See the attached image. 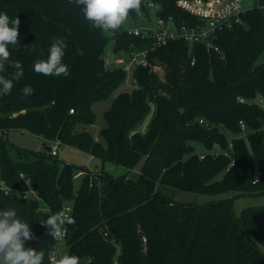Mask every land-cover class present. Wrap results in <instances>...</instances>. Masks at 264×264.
Here are the masks:
<instances>
[{"label":"trees","instance_id":"1","mask_svg":"<svg viewBox=\"0 0 264 264\" xmlns=\"http://www.w3.org/2000/svg\"><path fill=\"white\" fill-rule=\"evenodd\" d=\"M147 2L160 5V14L177 22H199L176 0H141L128 19L147 12ZM0 12L20 20L21 46L9 50L10 61H20L24 69L11 94L0 97V172L14 190L7 195L0 189V210L15 208L29 223L36 239L26 247L44 252L42 264H49L56 242L40 220L64 203L72 204L76 221L67 226L66 252L80 262L264 264V205L245 206L239 214L233 210L237 197L264 196V109L252 102L264 98V58L258 61L264 53V9H247L242 23L218 31L219 51L172 41L151 52L149 66L134 68L132 88L119 91L104 111L106 125L97 137L77 127L94 123L92 105L109 98L127 76L122 67L105 65L108 44L119 53L146 41L128 34L125 23L114 35L93 29L81 7L69 0H0ZM53 37L66 41L67 76L32 70L36 60L47 59ZM14 71L7 67L0 75L12 79ZM26 85L34 89L28 97L22 94ZM239 120L247 125V141L232 140V166L227 169L230 158L223 154L199 158L198 147L209 150L219 143L226 149L229 138L222 128L235 135ZM18 130L42 137L46 145L60 133V144L87 152L100 165L89 169L45 149L14 146L7 134ZM140 162L138 174L131 176ZM105 163L125 172L114 174ZM21 174L38 199L19 197L29 187ZM179 191L207 199L179 202L174 198Z\"/></svg>","mask_w":264,"mask_h":264},{"label":"clouds","instance_id":"2","mask_svg":"<svg viewBox=\"0 0 264 264\" xmlns=\"http://www.w3.org/2000/svg\"><path fill=\"white\" fill-rule=\"evenodd\" d=\"M69 3L81 7L85 19L93 29L102 32L111 30L113 35L127 20L129 12L138 11L141 7V0H69ZM19 25L18 17L10 18L6 12H0V73L6 71L7 67L15 70L12 79L0 75V97L10 95L14 81H19L24 75L22 63L18 60L10 61L9 46H21L18 39ZM66 47L63 38L53 37L47 59L36 60L32 70L46 77L67 76L69 66L63 62ZM33 93L34 89L30 85L22 89L24 97ZM24 198L27 199V192L24 193ZM40 221L42 226L47 228V234L54 239L66 236L67 226L76 223L75 219L63 210ZM35 238L29 223L18 216L15 208L0 210V264H42L44 252L26 247L27 242ZM57 264H80V258L65 254Z\"/></svg>","mask_w":264,"mask_h":264},{"label":"built area","instance_id":"3","mask_svg":"<svg viewBox=\"0 0 264 264\" xmlns=\"http://www.w3.org/2000/svg\"><path fill=\"white\" fill-rule=\"evenodd\" d=\"M176 5L187 14L195 17L199 22L192 24L189 22H177L172 15H161V6L154 2H147V12L140 11L137 18L142 17L146 22L143 25H136L133 27L125 26L128 34L141 38L146 41V45L139 49H132L131 51H120L122 54L111 52L112 54L104 57L105 65L108 67L120 66L127 73L132 74L135 67H147L149 66L148 55L161 46L166 45L172 41H184L189 46L193 44H204L207 49H213L219 51L218 46L214 43V38L218 31L223 29H230L234 25L242 23L241 15L245 11L243 8L242 0H176ZM150 13L153 14V19L150 18ZM137 18L133 20L137 24ZM126 56V57H125ZM195 61V57H192L191 64ZM135 79L132 77V83L135 84ZM240 103L247 102L244 98L238 97ZM261 108L264 109V98L260 97L252 101ZM72 113L73 109H69ZM200 124L208 125L203 119H199ZM240 131L230 136L228 147L223 149L219 143H215L209 150L201 149L199 158H203L206 154L217 156L223 154L230 158L227 169L234 164V158L232 156V140L236 138H243L247 141L248 129L243 120H239ZM50 146V150L47 151L52 156H57L60 142L56 139ZM259 171L256 170V175L253 179V183L258 181ZM25 179L28 184V189L19 192V197L23 200L38 199L36 191L30 185V180ZM0 189L4 194H12L13 188H11L4 179L1 177L0 172ZM27 192V199L24 198V193ZM61 210L65 211L68 215H71L73 207L71 203H64ZM60 210V211H61ZM35 234L34 230L30 228ZM36 237V234H35ZM52 237V236H51ZM53 238V237H52ZM64 237L53 238L55 244L52 247L49 254V264H57L58 260L65 254L66 251L62 250L60 242L64 241ZM36 239V238H35ZM33 239V240H35ZM143 243L146 242V238H142ZM32 241V240H31ZM30 242V241H28ZM67 250V249H66ZM80 264H91V259L87 258L80 262ZM115 264H118L115 261Z\"/></svg>","mask_w":264,"mask_h":264},{"label":"rangeland","instance_id":"4","mask_svg":"<svg viewBox=\"0 0 264 264\" xmlns=\"http://www.w3.org/2000/svg\"><path fill=\"white\" fill-rule=\"evenodd\" d=\"M242 2H243V8L244 9H250V8H246L247 5H246V2H244V0H242ZM261 9H264V8H261ZM149 19H151V20L153 19L152 13H150ZM145 22L146 21L142 17H139V18H137V24H135L133 21L129 20L128 18L124 23L127 26L133 27L136 25H138V26L143 25ZM112 46H113V43L110 42L107 46L106 53L104 54L105 58L112 54L111 53L112 52ZM121 54L122 53L120 52L118 55H121ZM263 58H264V53L260 56L258 61L263 60ZM110 66H113V65H110ZM133 85L134 84L132 83V74L130 72H128L124 84L119 86V88L116 91H114L109 98L97 101L92 105V109L95 113L94 123L90 124V125H86V126L79 125L77 128L80 130L85 129L88 132H90L94 137H97L100 128H102L106 125V121H105L104 116H103L104 111L110 107L113 98L117 95V93L119 91L130 90ZM152 108H151L150 112L148 113V115H146L145 119L143 120V123L141 124V127L139 128L140 130H143L146 127V125L148 124L149 119L151 117ZM222 131L227 136H230V133L226 129L222 128ZM8 133H9V134H7L8 139L10 140V142L13 143L14 146L30 149V150H33L36 152L44 150L43 143L45 141L40 136H36V135H33L29 132H25L22 130L11 131ZM52 144H53L52 142L48 143L49 146H51ZM199 150H201V149L198 147V151ZM57 157L68 162V163H72V164H75L78 166H86L89 169H94L97 165H100V161L97 158L91 157L87 152L79 150V149L74 148V147H71L69 145H64V144L59 145ZM141 164L142 163L140 162L137 165V167L132 170L131 176L135 177L138 174ZM104 168L106 170L114 173V174H120L119 172H123V171L125 172L124 168L119 167V166L118 167L113 166L109 163H105ZM77 176H78V174L74 176L76 185L78 184L79 179H80ZM221 176H222V173H220L218 175V177H221ZM174 198H175V200H177L179 202H203L207 199L206 196H204V195H199V194H196L193 192H186V191L177 192L174 195ZM249 205H264V196H260V197H237L233 203V210L236 214H239L242 208H244L245 206H249ZM60 246L62 247L63 251H66L67 246L65 245L64 241L60 242Z\"/></svg>","mask_w":264,"mask_h":264},{"label":"crops","instance_id":"5","mask_svg":"<svg viewBox=\"0 0 264 264\" xmlns=\"http://www.w3.org/2000/svg\"><path fill=\"white\" fill-rule=\"evenodd\" d=\"M244 2H246V5H247L246 8H253V7L264 8V0H244ZM245 10H247V9H245ZM119 173L123 174L124 171L119 172Z\"/></svg>","mask_w":264,"mask_h":264},{"label":"water","instance_id":"6","mask_svg":"<svg viewBox=\"0 0 264 264\" xmlns=\"http://www.w3.org/2000/svg\"><path fill=\"white\" fill-rule=\"evenodd\" d=\"M59 138H60V133H59L58 136H57V139H59ZM43 145H44V149H45L46 151H49V150H50V146L46 145L45 142L43 143Z\"/></svg>","mask_w":264,"mask_h":264}]
</instances>
